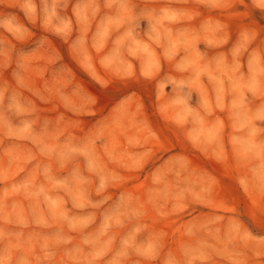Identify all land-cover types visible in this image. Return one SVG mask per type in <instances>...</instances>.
<instances>
[{
	"label": "rangeland",
	"instance_id": "374dc122",
	"mask_svg": "<svg viewBox=\"0 0 264 264\" xmlns=\"http://www.w3.org/2000/svg\"><path fill=\"white\" fill-rule=\"evenodd\" d=\"M0 264H264V0H0Z\"/></svg>",
	"mask_w": 264,
	"mask_h": 264
}]
</instances>
